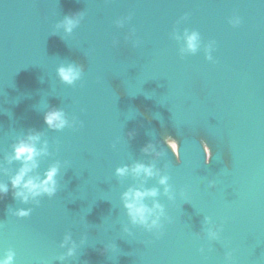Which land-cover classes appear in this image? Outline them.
Returning <instances> with one entry per match:
<instances>
[{
  "label": "water",
  "instance_id": "obj_1",
  "mask_svg": "<svg viewBox=\"0 0 264 264\" xmlns=\"http://www.w3.org/2000/svg\"><path fill=\"white\" fill-rule=\"evenodd\" d=\"M62 66L79 76L64 81ZM113 79L206 120L219 145L207 157L205 133L191 143L195 125L165 111L133 122ZM53 109L61 128L45 121ZM30 135L46 151L29 175L59 170L54 193L24 200L11 184L23 162L8 158ZM138 163L155 174H135ZM0 182V260L12 253L11 264H264V0H0ZM131 188L157 189L143 200L155 209L147 224L125 206Z\"/></svg>",
  "mask_w": 264,
  "mask_h": 264
},
{
  "label": "clouds",
  "instance_id": "obj_2",
  "mask_svg": "<svg viewBox=\"0 0 264 264\" xmlns=\"http://www.w3.org/2000/svg\"><path fill=\"white\" fill-rule=\"evenodd\" d=\"M68 30L70 31L74 25V21L69 18L66 21ZM198 35L192 33L187 37L188 47L192 50H195L197 47ZM59 75L66 82H72L75 80L80 72L72 66L69 67H60L58 69ZM45 121L51 127L61 128L65 125L66 120L64 119L63 113L60 110L53 109L46 113ZM39 139V135H30L26 140H20L14 146V155L10 156L8 159L22 161L21 168L16 172L14 176L11 177L12 188L17 189L15 192L16 196L22 197L24 200H28L29 197H35L41 193L47 192L52 194L56 191V175L58 173V166L53 165L46 173L44 179L34 177L29 175V173L38 166L37 157L40 156L43 152L46 151V148L39 149L36 147V141ZM173 146H175L174 141H169ZM210 152V149L208 150ZM120 175H124L128 172V168H120L117 170ZM132 171L139 175L144 173L147 176L154 175L153 167L146 166L142 163L136 164ZM161 183L167 182V177H161ZM9 191V186L7 183L0 182V198L3 197ZM157 195V189H138L131 188L124 193L125 206L129 210L134 222H139L147 224L150 216L153 214L155 209L149 208L143 203V200L146 196H155ZM156 208H161L159 204H156ZM162 212V208H161ZM21 214H26L21 212ZM157 220H153L152 224H156ZM74 249L69 250V254H72ZM13 259V254L9 253L5 259L0 260V264H11Z\"/></svg>",
  "mask_w": 264,
  "mask_h": 264
}]
</instances>
